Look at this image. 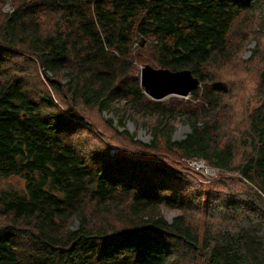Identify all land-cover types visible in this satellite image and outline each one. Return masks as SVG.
<instances>
[{"label":"trees","instance_id":"1","mask_svg":"<svg viewBox=\"0 0 264 264\" xmlns=\"http://www.w3.org/2000/svg\"><path fill=\"white\" fill-rule=\"evenodd\" d=\"M0 2V179L24 181L0 185V264H264V0ZM248 13L256 104L224 126L229 85L212 67L236 58ZM150 60L201 84L153 99L138 76ZM92 113L107 114L104 129ZM134 113L148 144L127 127ZM183 159L237 172L242 187H194ZM197 213L213 217L202 226Z\"/></svg>","mask_w":264,"mask_h":264},{"label":"rangeland","instance_id":"2","mask_svg":"<svg viewBox=\"0 0 264 264\" xmlns=\"http://www.w3.org/2000/svg\"><path fill=\"white\" fill-rule=\"evenodd\" d=\"M1 4V2H0ZM3 7V6H2ZM9 8V7H8ZM7 8V10H8ZM260 13L259 10L255 11V15H258ZM254 15L251 14H245L239 19V21L234 23V31L231 35V41L233 44V51H236V58L233 59V54H231V57L229 59H225V63H219L217 67H212L215 75L219 77H223L225 80H227V84L229 85L228 95L225 99V104L223 105L221 112H220V120L225 125H229L231 127L237 126L242 121L243 117L245 116L246 112L249 111L251 107H253L256 104V98L254 97L255 88L258 85L259 82V67L261 63L258 59L255 58V61L253 64L248 65L246 61H249L251 55H252V49L255 47L256 42L255 39H252L250 37H246L243 32L254 29L253 28V17ZM137 45L148 47L151 44V40L141 37L139 41H136ZM149 51L143 52V57L147 58L149 57ZM145 65H151L154 67L153 63L146 62V64H142L139 69V74H141V70ZM247 70L248 72H246ZM34 72H38V74L41 76V72L38 69V71L34 67ZM141 80V79H140ZM222 81V80H221ZM40 83V82H39ZM41 84V83H40ZM175 96L178 99H187L183 97L187 96H181V95H170L164 98V100H167L169 97ZM252 96V97H250ZM162 100V99H161ZM107 114L104 113L102 116L96 115L95 113H92V117L95 119V121L99 124V127L101 129H104V119ZM110 117L113 115L109 114ZM133 116L130 117L127 120V127L130 130L131 133H134L135 139L137 141H140L142 143L148 144L150 139L152 138V135L150 134L149 130L146 128L147 123L146 120L142 121L140 118V114L134 113ZM176 129L174 132V138L181 139L183 138L189 131L190 127L187 123H184L183 121H178L176 123ZM231 127H229V132H231ZM107 132V131H106ZM85 135H90L89 132L83 131ZM108 135L112 136L113 142L116 141V138L113 134H110L107 132ZM95 144V141H94ZM97 145V144H96ZM113 150H118V145L112 144ZM172 157L176 160H178V156L176 154H173ZM184 160V159H183ZM185 167H187V171L192 172L191 175L193 179L194 187H197L201 189L204 187V185H210V187L215 191H226V185L229 186L230 191H238L241 189L240 184V178L239 174L237 172H229L226 177L219 178L221 176V172L211 167V172L207 173L205 171H191L189 165V162L185 159L184 160ZM191 165V163H190ZM0 185L4 188H11L16 189L17 187H23L24 181L18 177H9L7 179H0ZM220 195H224V193H219ZM191 210V209H189ZM177 210L175 209H165V213L168 218H172V216L177 214ZM201 213V212H200ZM213 213V211L209 212ZM214 215L216 218H218L219 214L218 211L216 212L214 210ZM210 217H213L212 215ZM206 214H199L197 213L196 219L197 221H200L201 225L203 226L204 221L206 218H210ZM212 219V218H211ZM212 222V220H211ZM217 222V221H216ZM215 223V222H213Z\"/></svg>","mask_w":264,"mask_h":264},{"label":"water","instance_id":"3","mask_svg":"<svg viewBox=\"0 0 264 264\" xmlns=\"http://www.w3.org/2000/svg\"><path fill=\"white\" fill-rule=\"evenodd\" d=\"M146 93L153 99L161 100L176 94L188 96L201 84L199 77L190 69L172 70L145 65L139 76Z\"/></svg>","mask_w":264,"mask_h":264},{"label":"built area","instance_id":"4","mask_svg":"<svg viewBox=\"0 0 264 264\" xmlns=\"http://www.w3.org/2000/svg\"><path fill=\"white\" fill-rule=\"evenodd\" d=\"M187 161L189 162V167H191L194 171H205L207 173L211 172V167L206 165L204 160L188 159Z\"/></svg>","mask_w":264,"mask_h":264},{"label":"bare ground","instance_id":"5","mask_svg":"<svg viewBox=\"0 0 264 264\" xmlns=\"http://www.w3.org/2000/svg\"><path fill=\"white\" fill-rule=\"evenodd\" d=\"M92 32V31H91ZM233 33V32H232ZM234 33H235V31H234ZM127 86V85H126ZM128 96V95H127Z\"/></svg>","mask_w":264,"mask_h":264}]
</instances>
